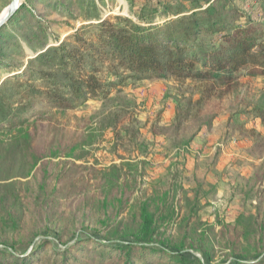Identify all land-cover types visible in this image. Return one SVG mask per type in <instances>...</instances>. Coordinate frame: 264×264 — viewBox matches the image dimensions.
Masks as SVG:
<instances>
[{"label": "rangeland", "instance_id": "1", "mask_svg": "<svg viewBox=\"0 0 264 264\" xmlns=\"http://www.w3.org/2000/svg\"><path fill=\"white\" fill-rule=\"evenodd\" d=\"M11 2L0 0V18ZM143 2L118 0L103 17L122 10V15L137 21L133 9L138 12ZM30 6L34 15L41 12V20H67L47 15L52 10L41 0ZM176 6V14L209 8L185 0ZM234 7L264 22L261 0H222L210 14ZM80 16L77 28L83 25ZM36 18L26 15L11 29L20 39L31 32L29 26L38 34L41 25ZM51 32L62 41L72 33L53 28L49 38ZM6 42H10L6 37L0 41L4 58L19 62L14 43ZM107 77L119 82L112 74ZM49 122L71 133L63 140L64 155L50 166L60 176L54 180L59 192L42 207L26 200L23 205L2 204L0 247L3 241L12 243L43 226L46 231L35 241L49 240L56 248L60 245L54 232L61 230L71 243L84 234L121 243L140 229L146 209L155 216V240L162 248L182 247L204 263L209 260L204 251L214 264L242 255L264 260V76H244L230 88L227 83L189 77L126 81L107 101H90L77 111L57 113ZM14 165L16 176L25 164L17 159ZM32 172L29 178L17 179L30 185L23 189L26 196V189L40 190V177L32 180L35 169ZM8 217L18 220V226Z\"/></svg>", "mask_w": 264, "mask_h": 264}, {"label": "trees", "instance_id": "2", "mask_svg": "<svg viewBox=\"0 0 264 264\" xmlns=\"http://www.w3.org/2000/svg\"><path fill=\"white\" fill-rule=\"evenodd\" d=\"M32 1L22 5L0 29V41L6 37L10 41L6 43H14L20 56L19 62H11L0 47V206L11 201L23 205L26 200L42 207L54 201L59 192L54 180L60 176L50 166L53 159L64 155L63 140L71 136L49 122L57 113L77 111L90 101L105 102L113 89L126 81L189 77L227 83L230 88L244 76H264V22L236 7L231 12L210 14L222 0H185L209 8L181 15L174 10L182 0H144L138 12L133 9L137 21L122 15V10L103 17L118 0H41L52 10L47 15L67 18L60 22L41 20V12L39 17L34 15ZM261 3L264 5V0ZM26 15L37 16L41 27L33 34L36 29L29 26L31 32L20 39L11 28ZM80 15L83 25L77 28ZM53 28L72 33L63 41L52 32L49 38L48 31ZM108 74L119 82L110 80ZM17 159L25 165L13 176ZM34 169L31 179L40 177V190L30 193L26 189V196L23 189L30 185L17 179L29 178ZM147 211L143 209L142 225L129 233L127 241L116 243L84 234L76 235L71 243L61 230L54 232L60 245L56 248L49 240L35 241L46 231L43 226L12 243L3 241L0 264H214L206 251L209 260L204 263L189 257L182 247L168 244L162 248L155 240V216ZM8 218L15 227L20 223ZM227 264H264V260L242 255Z\"/></svg>", "mask_w": 264, "mask_h": 264}, {"label": "water", "instance_id": "3", "mask_svg": "<svg viewBox=\"0 0 264 264\" xmlns=\"http://www.w3.org/2000/svg\"><path fill=\"white\" fill-rule=\"evenodd\" d=\"M24 0H12L6 13L0 18V29L5 26L19 10Z\"/></svg>", "mask_w": 264, "mask_h": 264}]
</instances>
